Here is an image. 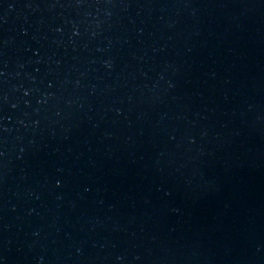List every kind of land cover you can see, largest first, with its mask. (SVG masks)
I'll list each match as a JSON object with an SVG mask.
<instances>
[{
  "label": "water",
  "instance_id": "obj_1",
  "mask_svg": "<svg viewBox=\"0 0 264 264\" xmlns=\"http://www.w3.org/2000/svg\"><path fill=\"white\" fill-rule=\"evenodd\" d=\"M0 264H264V0H0Z\"/></svg>",
  "mask_w": 264,
  "mask_h": 264
}]
</instances>
